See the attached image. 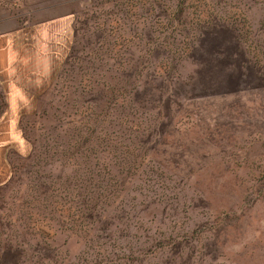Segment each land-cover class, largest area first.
Returning <instances> with one entry per match:
<instances>
[{"label":"rangeland","instance_id":"374dc122","mask_svg":"<svg viewBox=\"0 0 264 264\" xmlns=\"http://www.w3.org/2000/svg\"><path fill=\"white\" fill-rule=\"evenodd\" d=\"M0 44V264H264V0H0Z\"/></svg>","mask_w":264,"mask_h":264},{"label":"crops","instance_id":"0c3cea01","mask_svg":"<svg viewBox=\"0 0 264 264\" xmlns=\"http://www.w3.org/2000/svg\"><path fill=\"white\" fill-rule=\"evenodd\" d=\"M6 48H7L6 46L3 47L2 44H0V53H3V54H0V80L3 81L2 86H4V85L7 84L8 87L10 88V87H12V84H14L12 82V80L14 79V77L12 78L11 75L10 76L7 75V72H8V63L9 62H7V58L8 57L5 54ZM11 92H12L11 89L10 90H6L5 91L6 96L9 95ZM12 95H13V93H11V96ZM15 104L16 103H13V102H10L9 105L7 104V107L5 108L6 111H18V110H21L18 107H13V105H15Z\"/></svg>","mask_w":264,"mask_h":264},{"label":"trees","instance_id":"16d2710c","mask_svg":"<svg viewBox=\"0 0 264 264\" xmlns=\"http://www.w3.org/2000/svg\"><path fill=\"white\" fill-rule=\"evenodd\" d=\"M169 82V81H168Z\"/></svg>","mask_w":264,"mask_h":264}]
</instances>
